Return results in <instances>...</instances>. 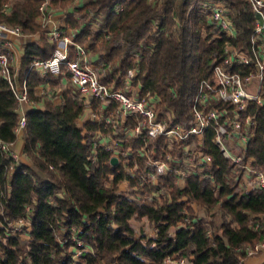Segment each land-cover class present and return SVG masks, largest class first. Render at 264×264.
<instances>
[{
	"label": "trees",
	"instance_id": "16d2710c",
	"mask_svg": "<svg viewBox=\"0 0 264 264\" xmlns=\"http://www.w3.org/2000/svg\"><path fill=\"white\" fill-rule=\"evenodd\" d=\"M70 1L63 0V4ZM199 1L87 0L81 8L102 17L106 31L99 37H104L108 50L103 59L106 64L121 62L114 75L122 71L125 77L139 66L137 81L143 94L158 98L160 117L171 114L183 126L193 120L200 84L213 76L215 65L225 56L226 44L248 45L256 23L247 0H220L229 8L237 28V36L231 37L210 24L195 4ZM7 3L10 9L5 11ZM41 3L0 0V22L40 35L38 42L25 46L23 71L36 59L52 58L58 45L48 40V28L38 21ZM3 51L0 46V53ZM234 70L246 75L255 72L254 67L236 66ZM43 80L35 71L29 76L30 95L36 101L40 96L35 91ZM118 81L122 86V77ZM18 105L11 83L0 73V264H165L168 257H185L193 264H244L250 258L245 246L264 238V187L246 192L238 182H232L229 174L233 165L215 141V127L205 132L201 147L211 162L203 163L206 169L200 172L198 163L184 187L176 183L175 173L162 171L159 185H138L123 165H112L111 152L101 148L94 158L89 138L98 125L91 123L84 132L78 120L85 105L70 95L62 105L48 101L45 109L27 112V158L22 156L15 163L2 145L19 139ZM247 114L256 119L248 156L254 166L264 169V104L253 102ZM145 137L150 142V155H154V148L158 158L162 152L166 154L162 151L167 149L165 136L147 137L145 133L124 146L136 150L145 144ZM150 155L135 154L131 165L137 157L140 170H150ZM13 163L15 168L11 169ZM123 180L138 185L136 198L120 191ZM162 188L165 195L146 199ZM194 203L205 208L211 219L202 218ZM217 215L222 219L220 224ZM134 218H148L156 235L139 234L131 223ZM20 219L32 222L25 232L11 227ZM173 228L178 229L174 232ZM58 233L66 235L65 242ZM78 250H82L80 255Z\"/></svg>",
	"mask_w": 264,
	"mask_h": 264
},
{
	"label": "built area",
	"instance_id": "2783aa9c",
	"mask_svg": "<svg viewBox=\"0 0 264 264\" xmlns=\"http://www.w3.org/2000/svg\"><path fill=\"white\" fill-rule=\"evenodd\" d=\"M247 1L252 6L256 16L250 42L241 48L234 44H226L225 56L221 62L215 65L213 76L210 79L202 80L200 84L193 105L194 118L189 126L180 125L173 118L166 121L161 120L157 112L159 100L152 94L135 96L132 85L139 76V66L132 69L129 76L123 77L127 78V80L122 79L123 87L113 85L108 81L110 73L103 75L107 72V64L105 62L102 66L93 64L90 60L89 49L84 45L74 43L66 35L62 26H56L50 32L52 41L58 44L53 57L46 60L36 59L25 71L24 76L20 78L13 69L12 50L14 37L24 34V31L20 25L1 21L0 46L5 51L0 53V73L11 83L18 99V111L21 117L17 128L18 135L20 136L27 127V116L23 105L25 103L32 104L35 101L29 91L31 72L38 71L45 77L50 75L59 76L66 72L78 87L77 93L81 99L78 96L77 99H80L85 105L91 103L92 99L99 100L100 109L102 110L103 103H117L116 111L111 114H96L95 119H93L96 122L95 124L99 126L89 138L93 143V155L96 158L101 148L111 152V162L114 157L117 158V163H112V165H123L124 169L138 180V185L145 183L159 185V171H162L165 174L175 173L178 176L176 183L184 187L188 174L197 171L198 163L200 165L198 172L205 171L206 167L203 166V163H210L211 158L204 154L201 147L198 148L199 153L196 156L192 147L188 146L191 145L190 142L195 137L200 139V144L203 143L205 132L210 126H213L217 130V140L215 137V141L221 147L223 154L230 160L232 165H236L238 168L241 167V171L245 170L248 179L251 176L256 179L253 187H249L248 191L263 188L264 170L254 167L253 159L248 156L249 141L254 134L256 119L247 112L253 102H257L259 105L264 104V0ZM50 3L51 0H42L40 5L39 22L44 27L50 24L52 15ZM195 4L200 6L210 24H215L231 37L237 36V28L229 14L230 10L223 2L220 0H201ZM82 8H85V6ZM9 9L10 3H7L5 11ZM87 10L95 13L92 10ZM97 16L99 17V15ZM101 24L103 25L102 21ZM72 46L75 47L74 55L71 53ZM135 56L139 58L140 54L135 53ZM236 66L254 67L255 72L252 71L246 75L234 70ZM130 78L134 79L133 83ZM218 104H222V106L217 107ZM225 104H230L231 107ZM122 117L132 118L136 122L133 121L134 123H132L131 121L125 124L122 122ZM108 129H112L113 132L107 131ZM145 133L147 137L165 136L182 143L185 145L184 153L178 155L168 153L167 159L163 162L157 156L150 155V142L146 137L144 138L145 144L142 147L136 150L125 148V142L140 138ZM12 145L10 143L2 146L7 154L14 159L15 163H19L22 155L18 150L13 149ZM135 154L139 157L150 155L148 160L150 170L141 171L137 157L134 158L133 165H131V158ZM25 155L27 154L25 153ZM195 162H197V165H195ZM14 168L15 164L13 163L11 169ZM238 168L234 169L233 167V172H236ZM243 179L244 176L238 180L240 186ZM123 181L129 184L130 191L126 194L136 198L134 192L138 190V185L134 186L130 180ZM165 194L166 189L162 188L154 195L147 196L146 199L154 200L155 197L160 198L161 195ZM137 199H139L138 196ZM31 224L30 219H20L12 223L11 227L14 230L25 232L27 230L26 228L23 231L25 227H29ZM259 226L258 223L257 227ZM58 238L61 242H65L66 235L58 233ZM79 243L82 244V240H79ZM263 250L264 238L256 244L245 246V251L250 257ZM81 253L82 250L77 251V255ZM185 262L187 264L191 263L185 257H168L165 264H185Z\"/></svg>",
	"mask_w": 264,
	"mask_h": 264
},
{
	"label": "crops",
	"instance_id": "0c3cea01",
	"mask_svg": "<svg viewBox=\"0 0 264 264\" xmlns=\"http://www.w3.org/2000/svg\"><path fill=\"white\" fill-rule=\"evenodd\" d=\"M86 2L87 0H72L70 3L63 4V0H51L50 10L52 11V15H51L50 24L47 26L48 31L46 33V36L50 42H53L50 36L51 30L56 26H62L66 35L71 40H73L74 43L84 45L89 49L91 62L96 66H102L104 64L103 62H105L103 56L107 54L108 50L103 45V42L105 40L104 37H99V34L102 33V31H106V29L103 30L104 28L103 25L101 24L102 21L101 16H99L101 18L100 20V18L95 13L88 10H81V8L86 5ZM38 21H40L39 18ZM13 40H14V47L12 50L13 69L18 73L17 75H19L21 78L24 76V73L26 71V70L23 71L24 69L22 64L23 56L25 52V46L30 42L31 43L38 42L40 40V35L32 34V33H24L22 35L15 36ZM74 51H75V47L72 46L71 47L72 55H74ZM106 67H107V72L104 73L103 75L105 76L107 73H110L108 75V81L113 85L116 84L117 87H123V82H122V86H119V81H118V79L121 77L122 79L127 80V78H123L124 74L122 73V71H119L118 75H114L116 70L121 67V62H118L117 64H112L110 62L106 65ZM35 72H37L42 78H44L43 82H41L38 85L35 91V94L40 96V100L36 101L35 99H33L35 100L34 103L32 104L25 103L23 105L26 115L27 112L35 108L45 109L46 102L48 101H51L52 103L57 105H62L65 102L66 95H70L77 98L78 87L72 81L68 73L64 72L62 75L59 76L50 75L45 77L42 76L40 72L38 71ZM130 73L127 76H129ZM116 76L117 78L115 79ZM130 79L132 80L133 83L134 79L133 78ZM132 90L134 91L135 96L143 94V86L139 81H134L132 85ZM78 97L80 98V96ZM100 105H101L100 101L99 100L96 101L94 99L91 100V103L85 105V110L78 120V124L81 128L84 129V132L88 131L89 124L96 123L93 121V119H95L94 117L96 114H111L114 111H116L117 108L116 102L110 104L103 103L102 110L100 109ZM128 120L129 119H126V117H122L123 123L126 124L131 122V121L128 122ZM98 127L95 130H93L92 133L96 131ZM24 134L25 131L21 133L19 138L24 140ZM17 141L15 143H17ZM16 148L17 150L23 149L22 146H20V144L16 146ZM13 149L15 148L13 147ZM23 156H25L23 159L26 160L27 157L25 155V152ZM128 185H129L128 183L123 181V183L120 184V191L126 193L129 192L130 189ZM202 209L203 211H199L201 217H203L204 216L203 214L207 212L205 208ZM145 219L147 220V223L152 225L148 218H144L143 220ZM134 221H136L135 218L131 220V223L135 227ZM218 224H220V222ZM152 228L155 234L150 236H155L156 230L154 227ZM65 230L66 228L63 227V231ZM144 233L145 232L143 231V233H139V234H144ZM145 234L149 235V233H145ZM191 264L193 263L191 262ZM245 264H264V251L257 255L251 256L248 260H246Z\"/></svg>",
	"mask_w": 264,
	"mask_h": 264
},
{
	"label": "rangeland",
	"instance_id": "374dc122",
	"mask_svg": "<svg viewBox=\"0 0 264 264\" xmlns=\"http://www.w3.org/2000/svg\"><path fill=\"white\" fill-rule=\"evenodd\" d=\"M158 1H160V0H151V2L153 3V4H156ZM71 2V1H70ZM69 2V3H70ZM165 116H167V117H160V115H159V118L161 119V120H163V121H166V120H169L170 118L172 119V117H173V115H171V114H168V113H165ZM152 137H154V138H157V137H160L159 135H157V136H152ZM154 140V139H153ZM216 140H217V137H216ZM24 140L23 139H18V141H17V143H15V144H13L12 145V148L14 147L16 150H17V148H16V146H18L19 144H20V146H22V148L23 149H20V150H18L19 152H20V154L23 156L24 155V145H23V142ZM200 139L198 138V137H195V138H193L192 139V141L190 142V146H188V147H192V149H193V151H194V153H195V155L197 156L198 155V153H199V151H198V148L199 147H203V145H204V137H203V143H201L200 144ZM154 144L155 145H158L156 142H155V140H154ZM165 144H166V146H167V149H165L163 146H162V149H165V150H162V151H166V154L165 153H161V155L159 156V159L161 160V161H163V162H165V160L167 159V155H168V153H175V154H182V153H184V147H185V145H183L182 143H180V142H178V141H176V140H173V139H169V138H165ZM189 145V144H188ZM170 147H172V148H170ZM152 153H154V155H156L157 156V152H156V149L154 148L153 150H152ZM198 159H201V158H198ZM195 165H197V162H195ZM233 167H234V169H237L238 167L235 165H233ZM254 167H256V166H254ZM257 168V167H256ZM242 170V168L241 167H239L238 168V170L236 171V172H231L230 174H229V176H231V179L233 180L232 182H238V180L242 177V176H244V177H246V178H244L243 180H242V184H241V186H240V188H242L243 190H245V191H248V188L250 187V188H252L253 187V185H254V183L256 182V179L254 178V177H249V179H248V176H246V173H245V170H243V171H241ZM261 170H264V169H261ZM194 207H195V209L197 210V211H203V207H201V205L200 204H198V203H194ZM204 216L202 217V218H204L205 220H210L211 218H210V215L207 213V212H205V214H203ZM218 216V217H217ZM216 217H217V223H219V222H221L222 221V219L220 218V215H217ZM134 225H135V228L138 230V233H143V231L145 232V233H149V236L150 235H154L155 234V232H154V230H153V225H150L149 223H147V220L145 219V220H143L142 222L141 221H138V220H136V221H134ZM176 228H173V231L174 232H176ZM24 237H26V235L27 234H22ZM264 251V250H263ZM262 251V252H263ZM261 253V252H260ZM259 254V253H258ZM257 255V254H256ZM172 264H177V263H172ZM179 264H181V263H179ZM185 264H187V262H185ZM189 264H191V263H189ZM244 264H245V262H244Z\"/></svg>",
	"mask_w": 264,
	"mask_h": 264
},
{
	"label": "water",
	"instance_id": "95a60500",
	"mask_svg": "<svg viewBox=\"0 0 264 264\" xmlns=\"http://www.w3.org/2000/svg\"><path fill=\"white\" fill-rule=\"evenodd\" d=\"M112 163H113V164H116V163H117V158H116V157H114V158L112 159Z\"/></svg>",
	"mask_w": 264,
	"mask_h": 264
},
{
	"label": "bare ground",
	"instance_id": "6f19581e",
	"mask_svg": "<svg viewBox=\"0 0 264 264\" xmlns=\"http://www.w3.org/2000/svg\"><path fill=\"white\" fill-rule=\"evenodd\" d=\"M253 190H256V189H253ZM253 190H250V191H246V192H251V191H253Z\"/></svg>",
	"mask_w": 264,
	"mask_h": 264
}]
</instances>
